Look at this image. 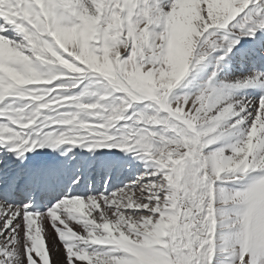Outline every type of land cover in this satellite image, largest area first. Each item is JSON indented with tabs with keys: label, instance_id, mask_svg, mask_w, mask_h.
I'll return each instance as SVG.
<instances>
[{
	"label": "snow or ice",
	"instance_id": "snow-or-ice-1",
	"mask_svg": "<svg viewBox=\"0 0 264 264\" xmlns=\"http://www.w3.org/2000/svg\"><path fill=\"white\" fill-rule=\"evenodd\" d=\"M0 264H264V0H0Z\"/></svg>",
	"mask_w": 264,
	"mask_h": 264
}]
</instances>
